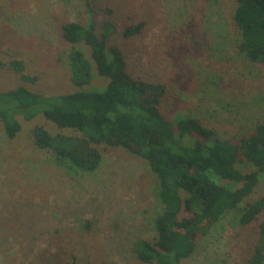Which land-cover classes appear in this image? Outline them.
I'll list each match as a JSON object with an SVG mask.
<instances>
[{
  "label": "rangeland",
  "instance_id": "374dc122",
  "mask_svg": "<svg viewBox=\"0 0 264 264\" xmlns=\"http://www.w3.org/2000/svg\"><path fill=\"white\" fill-rule=\"evenodd\" d=\"M90 1L98 30L104 19L113 23L109 40L129 68L166 85L160 108L167 118L196 116L232 139L264 121V62L250 61L237 48L235 0ZM88 18L81 0H0V90L20 84L44 95L75 90L71 45L60 29ZM137 21L144 22L141 32L123 38V26ZM14 58L34 80L18 77L8 66ZM91 72L86 88L103 86L105 79ZM19 122L13 138L0 123V264H57L72 256L84 264H142L131 244L153 238L160 211L157 182L144 160L108 146L94 171L68 172L30 137L36 123L58 129L41 115L19 116ZM263 193L264 177L245 200ZM243 205L196 232L194 251L180 264H244L258 229L255 222H238Z\"/></svg>",
  "mask_w": 264,
  "mask_h": 264
},
{
  "label": "trees",
  "instance_id": "16d2710c",
  "mask_svg": "<svg viewBox=\"0 0 264 264\" xmlns=\"http://www.w3.org/2000/svg\"><path fill=\"white\" fill-rule=\"evenodd\" d=\"M81 1L88 21H67L60 29L71 45L69 67L77 88L53 95L21 84L0 90V123L6 136L20 131L19 116L27 120L41 115L58 130L36 123L30 128L31 141L68 172L94 171L108 146L143 159L157 182L160 211L153 218V238H136L131 244L142 264H180L194 251V234L205 233L242 201L238 222H255L258 229L244 264H264V193L245 200L264 177V121L232 139L196 116L167 118L160 108L166 85L134 73L122 49L109 40L113 23L104 19L98 30L91 1ZM235 1L237 48L250 61L264 62V0ZM143 27V21L127 23L121 36L137 35ZM8 66L20 79L34 80L20 59L9 60ZM92 68L105 79L98 89L86 88ZM242 163L251 168L243 170ZM57 264L84 263L72 256Z\"/></svg>",
  "mask_w": 264,
  "mask_h": 264
}]
</instances>
